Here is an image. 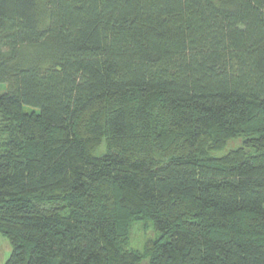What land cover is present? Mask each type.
<instances>
[{"label": "trees", "instance_id": "1", "mask_svg": "<svg viewBox=\"0 0 264 264\" xmlns=\"http://www.w3.org/2000/svg\"><path fill=\"white\" fill-rule=\"evenodd\" d=\"M0 234L3 264H264V0H0Z\"/></svg>", "mask_w": 264, "mask_h": 264}, {"label": "rangeland", "instance_id": "2", "mask_svg": "<svg viewBox=\"0 0 264 264\" xmlns=\"http://www.w3.org/2000/svg\"><path fill=\"white\" fill-rule=\"evenodd\" d=\"M239 141H231L228 143L227 148H233L238 145ZM155 233L152 230V227L149 226L147 228H143V224H135L133 226V229L131 231L130 240L128 247L131 249L139 250L142 248L143 242L147 238L154 237ZM11 252V246L9 244V241L5 236L0 234V264H3L7 258L9 257Z\"/></svg>", "mask_w": 264, "mask_h": 264}]
</instances>
